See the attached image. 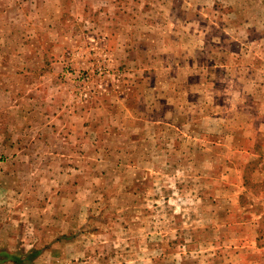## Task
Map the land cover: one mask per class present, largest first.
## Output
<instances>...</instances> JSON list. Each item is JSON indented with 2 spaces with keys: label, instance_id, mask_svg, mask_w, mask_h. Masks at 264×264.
<instances>
[{
  "label": "rangeland",
  "instance_id": "374dc122",
  "mask_svg": "<svg viewBox=\"0 0 264 264\" xmlns=\"http://www.w3.org/2000/svg\"><path fill=\"white\" fill-rule=\"evenodd\" d=\"M0 264H264V0H0Z\"/></svg>",
  "mask_w": 264,
  "mask_h": 264
},
{
  "label": "trees",
  "instance_id": "16d2710c",
  "mask_svg": "<svg viewBox=\"0 0 264 264\" xmlns=\"http://www.w3.org/2000/svg\"><path fill=\"white\" fill-rule=\"evenodd\" d=\"M34 253V252H33ZM38 253H39V251H36V255L35 256H32V253L29 255V256H31V257H36L37 255H38ZM10 257L11 258H15V260H17V261H20L21 263H22V261H26V262H28V263H31V261L32 260H25L24 258L23 259H21V258H19V256L18 255H10ZM28 257V256H27Z\"/></svg>",
  "mask_w": 264,
  "mask_h": 264
}]
</instances>
